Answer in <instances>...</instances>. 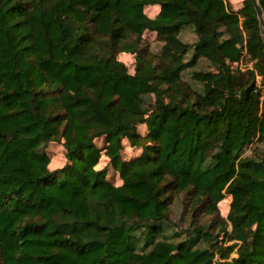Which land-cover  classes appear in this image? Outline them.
Segmentation results:
<instances>
[{
    "label": "trees",
    "instance_id": "trees-1",
    "mask_svg": "<svg viewBox=\"0 0 264 264\" xmlns=\"http://www.w3.org/2000/svg\"><path fill=\"white\" fill-rule=\"evenodd\" d=\"M256 74L251 0H0V264H264Z\"/></svg>",
    "mask_w": 264,
    "mask_h": 264
},
{
    "label": "rangeland",
    "instance_id": "rangeland-1",
    "mask_svg": "<svg viewBox=\"0 0 264 264\" xmlns=\"http://www.w3.org/2000/svg\"><path fill=\"white\" fill-rule=\"evenodd\" d=\"M242 1L243 0H229V2L231 3V5L234 8L240 7L242 4ZM144 10L147 13V15H149L150 17H153L158 11V6H154V7L146 6L144 8ZM182 39L185 41H190V40L193 41L194 40L193 32L186 28V30H184L182 32ZM161 44H162V42L160 40H158L155 32L145 30L142 33L141 45H146V47L148 48L150 53H156L160 49ZM190 54H191V51L187 54V56H186L187 59L190 57ZM117 57L125 63V65L128 68L129 73L134 72L135 56L133 53L120 52L117 55ZM238 66L241 68L251 66V63L249 62L248 57L244 56L242 58V60L240 61ZM200 67L203 69L207 68V64H206V62H204L203 59L200 60V64L195 68L198 69ZM191 69H188L183 73V78H185L187 80H191V78H190ZM254 80H255L256 87L260 90V95H261L260 99L262 100L264 98V75L263 74H256L254 77ZM139 130L144 131V127H141V125H140ZM95 143L97 144V146L103 147L104 146V137L96 139ZM122 143H123L124 158L127 159L129 157L131 158V157H134V156L140 154V149H136V148L129 146V144L126 140H123ZM49 145L50 146L47 145V147H48L47 150H49V152L52 153L50 163H49V168H51V169L59 168L65 162L64 150H63L62 146L58 145V143H56V142H50ZM107 161H108V158L106 156L102 155L100 160H99L98 167H103L107 163ZM109 167H111V166H109ZM107 179L113 180L116 184L121 183V179L118 176V174H115L112 170H110V172L108 173ZM229 201H230V198L228 196H226L223 200L218 202L219 213L223 217H225L227 214ZM179 215H180L179 205L175 204L173 206V209H172L173 219L175 220V222L179 226L184 227L185 225L181 224V222L178 221ZM216 228H218V227H216ZM227 230L228 231L231 230L230 225H228ZM232 255H235V254L233 253Z\"/></svg>",
    "mask_w": 264,
    "mask_h": 264
},
{
    "label": "water",
    "instance_id": "water-1",
    "mask_svg": "<svg viewBox=\"0 0 264 264\" xmlns=\"http://www.w3.org/2000/svg\"><path fill=\"white\" fill-rule=\"evenodd\" d=\"M254 10L258 16V22H259V28H260V34L263 41V47H264V16L263 11L260 5L259 0H251Z\"/></svg>",
    "mask_w": 264,
    "mask_h": 264
},
{
    "label": "built area",
    "instance_id": "built-area-1",
    "mask_svg": "<svg viewBox=\"0 0 264 264\" xmlns=\"http://www.w3.org/2000/svg\"><path fill=\"white\" fill-rule=\"evenodd\" d=\"M259 86V85H258Z\"/></svg>",
    "mask_w": 264,
    "mask_h": 264
}]
</instances>
